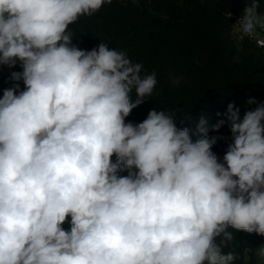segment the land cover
I'll use <instances>...</instances> for the list:
<instances>
[{"label":"clouds","instance_id":"9594fccd","mask_svg":"<svg viewBox=\"0 0 264 264\" xmlns=\"http://www.w3.org/2000/svg\"><path fill=\"white\" fill-rule=\"evenodd\" d=\"M243 2L233 33L264 48L261 0ZM105 3L0 0V68H22L0 97V264H234L229 229L264 236V103L194 128L156 108L126 123L156 72L69 30ZM225 122L221 162L209 131Z\"/></svg>","mask_w":264,"mask_h":264},{"label":"trees","instance_id":"16d2710c","mask_svg":"<svg viewBox=\"0 0 264 264\" xmlns=\"http://www.w3.org/2000/svg\"><path fill=\"white\" fill-rule=\"evenodd\" d=\"M245 6L243 0H112L69 30L80 49L90 51L103 42L143 64L142 75L156 72L153 95L132 110L126 123L138 124L156 108L175 111L177 128H194L200 116L207 115L209 125L226 120L230 103L240 109L241 118L264 103V52L248 40L237 44L231 36L233 19L225 18L228 10L241 14ZM258 11L264 13V0ZM15 71H22L19 64ZM7 73V66L0 68V95ZM249 100L257 103L249 105ZM209 136L221 137L212 151L222 162L231 142L227 122ZM229 230L234 239L223 247L224 254L235 253L234 264H255V249L264 236Z\"/></svg>","mask_w":264,"mask_h":264},{"label":"built area","instance_id":"2783aa9c","mask_svg":"<svg viewBox=\"0 0 264 264\" xmlns=\"http://www.w3.org/2000/svg\"><path fill=\"white\" fill-rule=\"evenodd\" d=\"M241 14H242V13H241ZM241 14H232V15H231V17H232V19H233V23H232V24H235V23L239 20ZM257 32H259L261 36H264V30L257 29ZM231 36H232L233 40H234L237 44H238V43H241V42H243V41L248 40L249 42H252L253 44H255V46L257 47V45H256V43H255V40H254L253 38H249V37L246 36V37H244V39L241 40V39L239 38V34H238V33H237V34H234V33H233V29L231 30ZM258 48H260V47H258ZM260 49L264 52V48H260Z\"/></svg>","mask_w":264,"mask_h":264},{"label":"crops","instance_id":"0c3cea01","mask_svg":"<svg viewBox=\"0 0 264 264\" xmlns=\"http://www.w3.org/2000/svg\"><path fill=\"white\" fill-rule=\"evenodd\" d=\"M17 66H18V64H17ZM17 66L15 68H8L6 89L9 88V87H12V83L9 80V75H10V73L12 71H15V69L17 68ZM0 97H2V95H0ZM68 226H70V225L67 222L64 225H62V227H68ZM261 245H264V243L260 244L258 247H260ZM255 257H256V263L255 264H261V261L258 259V257L256 255H255Z\"/></svg>","mask_w":264,"mask_h":264}]
</instances>
